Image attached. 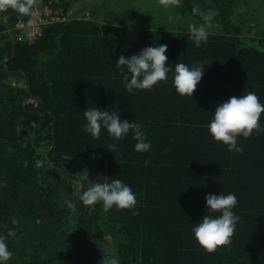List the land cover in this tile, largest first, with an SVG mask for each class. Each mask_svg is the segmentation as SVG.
<instances>
[{"label": "trees", "instance_id": "16d2710c", "mask_svg": "<svg viewBox=\"0 0 264 264\" xmlns=\"http://www.w3.org/2000/svg\"><path fill=\"white\" fill-rule=\"evenodd\" d=\"M236 2L188 0L176 12L217 11L211 21L221 30L199 47L190 32L74 16L30 42L15 27L29 16L0 12V236L16 257L7 264H103L109 255L119 264H264V132L239 137L238 154L208 131L216 106L232 96L255 92L264 104V29L236 20ZM165 44L167 82L129 93L117 59ZM201 62L193 97L180 96L175 64ZM95 107L141 124L150 151H135L131 133L116 141L103 128L99 139L84 132V111ZM79 168L95 176L85 179ZM114 179L136 194L138 215L80 200ZM221 193L237 197L240 220L232 243L208 254L192 229L205 214L220 215L207 213L205 196Z\"/></svg>", "mask_w": 264, "mask_h": 264}, {"label": "clouds", "instance_id": "9594fccd", "mask_svg": "<svg viewBox=\"0 0 264 264\" xmlns=\"http://www.w3.org/2000/svg\"><path fill=\"white\" fill-rule=\"evenodd\" d=\"M37 0H0V12L8 10L15 11L20 16H32ZM165 9L173 7L180 8L183 0H159ZM193 14L204 17L205 23L197 26L189 25V31L197 47L207 43L208 31L211 27V13L205 14L199 8L192 9ZM171 20L172 18L169 17ZM167 45L148 46L143 48L139 54L129 58L121 55L116 62L126 90L132 93L134 89L151 91L158 83L168 80V73L171 71L167 63ZM125 68L127 71H125ZM203 62L200 65L189 67L184 63H176L174 69L173 85L180 96L193 97L203 75ZM264 114V104L260 102L255 92H248L242 96H232L227 101L219 103L214 112L213 119L208 125V131L213 140L228 146L229 151L238 154L243 153V148L238 146V138L248 139L253 133L259 135L264 132L260 119ZM84 117L87 121L83 131L90 133L94 139H99L102 128L116 141L124 139L129 133L136 141L134 150L147 152L151 149V143L146 142L147 137L143 126L136 121L129 122L121 120L120 115L108 110L99 108L86 109ZM110 152H114L116 145H109ZM43 162L37 161L36 167H42ZM88 179V177H84ZM85 206L94 207L102 203L105 212L116 208L120 210H134L133 215H138L137 196L131 187L120 179H114L110 183H95L80 196ZM207 213H220L219 216L205 214L201 222L192 229L195 240L199 246L208 254L216 253L219 249L232 243L236 231L237 222L240 217L233 209L238 204L237 197L232 194L221 193L219 195L208 194L205 196ZM68 207L75 211L71 203ZM8 236H15L14 230L8 231ZM13 257L9 251L5 238L0 236V264H7ZM103 264H119L115 255L103 257Z\"/></svg>", "mask_w": 264, "mask_h": 264}, {"label": "rangeland", "instance_id": "374dc122", "mask_svg": "<svg viewBox=\"0 0 264 264\" xmlns=\"http://www.w3.org/2000/svg\"><path fill=\"white\" fill-rule=\"evenodd\" d=\"M52 1V0H51ZM71 13L76 18H85L99 22L113 24H123L125 26H135L138 28H150L157 30L189 31V25L200 26L205 23L204 17L198 18L192 15H177L176 12L189 5L188 0H183L180 8L165 9L159 0H63ZM42 0H37L36 5H43ZM234 18L243 23L251 32L260 27L264 29V0H237L234 9ZM216 10L211 9L206 14L211 13L212 18ZM169 17L172 19L170 20ZM211 27H207L208 32H219L220 25L217 22H210ZM17 34V33H16ZM76 173L79 176L91 179L95 175H88L85 170L79 168ZM1 233V229H0ZM21 244V241H17ZM12 257L9 262L15 260Z\"/></svg>", "mask_w": 264, "mask_h": 264}, {"label": "built area", "instance_id": "2783aa9c", "mask_svg": "<svg viewBox=\"0 0 264 264\" xmlns=\"http://www.w3.org/2000/svg\"><path fill=\"white\" fill-rule=\"evenodd\" d=\"M53 2L50 0L43 5H36L32 16L16 23L18 39L32 42L43 35L46 25L73 17L69 8L64 5L56 7Z\"/></svg>", "mask_w": 264, "mask_h": 264}]
</instances>
